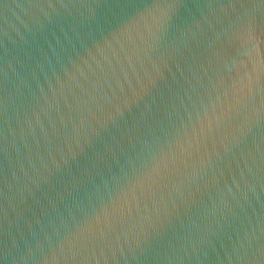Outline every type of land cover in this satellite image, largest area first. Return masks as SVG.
I'll return each mask as SVG.
<instances>
[{
	"label": "water",
	"instance_id": "95a60500",
	"mask_svg": "<svg viewBox=\"0 0 264 264\" xmlns=\"http://www.w3.org/2000/svg\"><path fill=\"white\" fill-rule=\"evenodd\" d=\"M0 264H264V0H0Z\"/></svg>",
	"mask_w": 264,
	"mask_h": 264
}]
</instances>
